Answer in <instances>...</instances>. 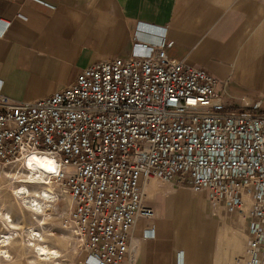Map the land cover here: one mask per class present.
I'll return each instance as SVG.
<instances>
[{"label": "built area", "instance_id": "2783aa9c", "mask_svg": "<svg viewBox=\"0 0 264 264\" xmlns=\"http://www.w3.org/2000/svg\"><path fill=\"white\" fill-rule=\"evenodd\" d=\"M168 46L161 29L52 95H0V165L31 151L53 155L58 171L48 180L69 191L83 264L131 260L132 227L154 216L144 204L151 178L203 192L212 216L245 223V264H264V110L244 98L228 105L212 75L169 57Z\"/></svg>", "mask_w": 264, "mask_h": 264}, {"label": "crops", "instance_id": "0c3cea01", "mask_svg": "<svg viewBox=\"0 0 264 264\" xmlns=\"http://www.w3.org/2000/svg\"><path fill=\"white\" fill-rule=\"evenodd\" d=\"M47 1L55 8L0 0V95H52L84 67L128 57L134 37L152 43L163 29L167 55L212 75L228 105L264 110V0ZM144 193L154 216L132 227L131 260L123 264H245V223L212 216L205 193L156 178ZM195 203L205 213L193 221Z\"/></svg>", "mask_w": 264, "mask_h": 264}, {"label": "rangeland", "instance_id": "374dc122", "mask_svg": "<svg viewBox=\"0 0 264 264\" xmlns=\"http://www.w3.org/2000/svg\"><path fill=\"white\" fill-rule=\"evenodd\" d=\"M44 179L39 183L41 178L32 175L22 159L0 165V240L8 237L0 245V264H83L84 253L68 217L69 191ZM22 187L28 193H22ZM43 193L46 196H38ZM190 212L195 221L194 214L202 215L204 209L195 203ZM38 246L55 250L57 256L39 255Z\"/></svg>", "mask_w": 264, "mask_h": 264}, {"label": "bare ground", "instance_id": "6f19581e", "mask_svg": "<svg viewBox=\"0 0 264 264\" xmlns=\"http://www.w3.org/2000/svg\"><path fill=\"white\" fill-rule=\"evenodd\" d=\"M23 164L27 169H29L32 175H35L37 178H41L39 183H45V177L50 174L56 173L58 171V163L54 159L53 155L48 153H39L35 151L28 152L22 158ZM22 193H28L27 188H21ZM37 196V195H36ZM39 197L46 196V193L38 195ZM33 205L39 206L36 200H32ZM37 234V233H36ZM3 240H0V245L7 239V236H3ZM37 250L40 255L43 256H57L55 250L48 249L43 246H38ZM4 252V251H3Z\"/></svg>", "mask_w": 264, "mask_h": 264}]
</instances>
